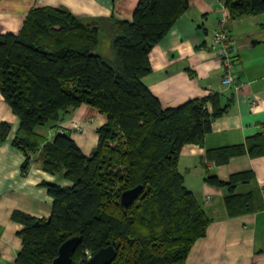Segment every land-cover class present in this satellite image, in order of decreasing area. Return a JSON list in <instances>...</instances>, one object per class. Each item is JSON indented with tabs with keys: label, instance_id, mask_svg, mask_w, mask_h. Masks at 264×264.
Segmentation results:
<instances>
[{
	"label": "trees",
	"instance_id": "16d2710c",
	"mask_svg": "<svg viewBox=\"0 0 264 264\" xmlns=\"http://www.w3.org/2000/svg\"><path fill=\"white\" fill-rule=\"evenodd\" d=\"M226 5L230 16L264 12V0ZM189 6L190 0H138L131 19L87 22L63 8H36L19 33H0V91L20 118L14 141L27 154L23 168L31 160L28 152L38 153L45 170L70 180L46 183L53 196L48 218L15 214L24 225L16 264H52L60 244L74 234L81 239L72 264H86L90 254L109 244L117 249L111 264H184L196 240L206 235L210 216L186 186L179 157L185 144L203 143L213 118L231 99L223 104L216 93L163 107L142 80L151 71L152 48ZM51 16L63 19L52 26ZM102 30L111 38L112 58L97 52ZM84 103L108 118L97 128L98 145L88 155L57 127ZM49 122L57 127L51 139L35 130ZM9 129L2 121L0 136ZM239 151L240 146L220 148L215 162ZM250 178L246 170L206 180L228 189L225 203L236 212L251 199L235 187ZM137 184L142 191L124 205L121 193Z\"/></svg>",
	"mask_w": 264,
	"mask_h": 264
},
{
	"label": "crops",
	"instance_id": "0c3cea01",
	"mask_svg": "<svg viewBox=\"0 0 264 264\" xmlns=\"http://www.w3.org/2000/svg\"><path fill=\"white\" fill-rule=\"evenodd\" d=\"M226 1L190 0L189 8L152 48L151 71L142 78L163 107L216 93L223 104L231 99L227 109L213 118L212 130L203 143L185 144L179 157L186 186L192 189L195 182H201L203 202L197 200L211 219L206 235L196 240L184 264H264V12L229 16L236 82L227 86L222 83L225 66L213 47L219 20L230 14ZM137 2L0 0V33H19L36 8H63L87 22L111 17L131 19ZM75 120L81 121V130L73 126ZM2 121H7L10 129L6 136H0V264H16L23 246L19 231L24 225L15 214L48 218L53 196L46 183L68 185L70 180L61 172L45 170L38 153L28 152L31 160L24 170L27 154L14 141L20 118L0 91ZM107 121L97 107L84 103L69 111L57 127H63L88 155L98 145L97 128ZM57 127L49 122L35 130L51 139ZM234 146H240L241 151L222 163L215 162L217 150ZM246 170L251 178L239 182L235 192L251 202L231 212L225 203L228 189L209 183L206 177L213 174L228 179ZM212 197L213 203H204Z\"/></svg>",
	"mask_w": 264,
	"mask_h": 264
},
{
	"label": "water",
	"instance_id": "95a60500",
	"mask_svg": "<svg viewBox=\"0 0 264 264\" xmlns=\"http://www.w3.org/2000/svg\"><path fill=\"white\" fill-rule=\"evenodd\" d=\"M63 119V117H62ZM143 189L142 184H137L125 189L121 193V201L124 205H130L138 197ZM81 239L80 234H74L65 239L59 246L58 255L53 259L52 264H72V257ZM117 249L113 244L103 246L96 252L90 254L86 264H111L116 258Z\"/></svg>",
	"mask_w": 264,
	"mask_h": 264
},
{
	"label": "built area",
	"instance_id": "2783aa9c",
	"mask_svg": "<svg viewBox=\"0 0 264 264\" xmlns=\"http://www.w3.org/2000/svg\"><path fill=\"white\" fill-rule=\"evenodd\" d=\"M226 7V6H225ZM230 14L225 13L224 16L218 22V29L213 36V47L216 53L223 61V65L225 66V73L222 78V83L224 85H231L236 82V74L233 70L234 63V54L232 49V35L231 31L227 27V22ZM237 87L240 85L236 84ZM73 126L77 130L82 129L81 121H73ZM60 132H64V128L60 127L58 129Z\"/></svg>",
	"mask_w": 264,
	"mask_h": 264
},
{
	"label": "rangeland",
	"instance_id": "374dc122",
	"mask_svg": "<svg viewBox=\"0 0 264 264\" xmlns=\"http://www.w3.org/2000/svg\"><path fill=\"white\" fill-rule=\"evenodd\" d=\"M63 19L61 16H59V18H56V16H51V25L55 26L57 24V22L59 20ZM108 23L107 21L103 20L102 23L100 24V26H104L105 24ZM94 26L91 25L90 30L93 28ZM97 52H99L100 54H102L103 56L107 57V58H112L113 57V50H112V41L110 36H107V34H105V32H103V30L101 31V40L100 43L98 45L97 48ZM77 143V142H76ZM110 143H114V141H110ZM78 144V143H77ZM79 145V144H78ZM80 146V145H79ZM81 148V147H80ZM82 150V149H81ZM83 151V150H82ZM84 152V151H83ZM85 153V152H84ZM86 154V153H85ZM191 190L193 191L194 195L196 198H198L201 202H203L202 199V194H203V189L201 186V182H195V184H193L191 186ZM214 197L212 198H208L206 200H204L205 204H211L213 203Z\"/></svg>",
	"mask_w": 264,
	"mask_h": 264
}]
</instances>
